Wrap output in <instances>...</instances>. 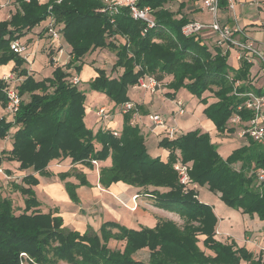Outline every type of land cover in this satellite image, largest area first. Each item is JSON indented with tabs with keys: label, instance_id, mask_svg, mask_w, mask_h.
<instances>
[{
	"label": "trees",
	"instance_id": "obj_1",
	"mask_svg": "<svg viewBox=\"0 0 264 264\" xmlns=\"http://www.w3.org/2000/svg\"><path fill=\"white\" fill-rule=\"evenodd\" d=\"M47 1L16 0V11L10 18L0 19V66L14 63L12 72L18 78L14 88L22 98L12 119L0 116V140L14 129L11 147L0 149V164L13 161L19 169L32 171L24 174L20 183L12 182L23 195L21 213H16L10 197L0 193V264H24L26 258L28 264H264L262 254L256 255L235 239L227 242L216 238L218 217L211 205L199 199L197 191L198 185L207 184L221 193L227 206L243 214H257L264 221V179L257 176V170L264 166L263 143L244 137L247 143L224 158L208 131L189 130L173 139L163 136L159 145L170 152L163 160L150 154L142 127L132 122L135 108L123 111L119 135L109 127L96 132L88 127L82 79L76 85L70 82L73 75H80L87 53L110 49L116 55L112 72L120 73L115 76L104 67L90 64L97 74L89 87L105 93L114 107L130 101L128 89L138 85L141 77L154 76L162 81L169 75L166 86L173 91L166 95L172 99L182 88L198 97L206 91L213 93L214 101L208 102L209 96L201 98L207 104L204 113L212 120L217 136H229L238 129L229 123L233 112L238 111L244 120L252 117L251 110L237 109L246 97L236 95L235 80L243 81L236 88L238 92L253 90L264 95V88L250 84L251 64L243 60L234 66L229 62L230 53L198 34L185 35L183 26L196 17L189 15L191 7L184 10V1L175 8L178 0H139L141 6L154 9L156 25L151 28L143 20L132 18L126 7L114 15L102 11L101 0ZM50 14L63 25V41L71 46V57L66 69L62 63L55 66L51 76L39 78L29 73L27 59L11 48V41L25 36ZM50 61L54 63L53 56ZM9 83L0 77L3 108L8 104ZM68 157L73 164L82 163L91 169L93 160L110 158L111 164L99 170L103 188L117 182L132 185L138 188L136 195H150L158 207L186 219L185 227L173 220L138 228L107 220L99 231L89 223L83 233L64 226L57 207L39 209L41 201L33 187L39 184L35 172L51 177L50 162ZM178 160L191 163L188 172L193 183L186 188L174 168ZM57 175L65 182L70 199L79 205L78 187L92 186L87 174L73 167ZM72 176L78 183L68 180ZM199 235H205L203 245L213 254L201 248ZM112 239L123 241L122 249L111 248ZM143 248L150 250L149 259H136L134 253Z\"/></svg>",
	"mask_w": 264,
	"mask_h": 264
},
{
	"label": "crops",
	"instance_id": "obj_2",
	"mask_svg": "<svg viewBox=\"0 0 264 264\" xmlns=\"http://www.w3.org/2000/svg\"><path fill=\"white\" fill-rule=\"evenodd\" d=\"M196 4L198 5V8H201L202 0H197ZM243 7H248L251 10L253 9V13H252L251 18L249 14H247L246 17H242V18L238 17L239 24L242 27H244L246 33L249 36H251V38L255 39L258 43L264 45V33L260 26L261 22L264 20V0H261L259 6L249 5V4H245V5L239 4L237 7L239 16L240 15L242 16L241 9ZM198 13H201L200 10L198 11ZM224 16H225L224 18L222 17V21H225L228 19L227 12L226 14H224ZM8 18L9 17L0 16V19H8ZM38 28L40 29L41 26L39 27V25H37L36 29ZM21 39L22 41H27V42L31 40V46L29 45V52L31 53V56H30L31 60L30 62L28 61V63L26 64V67L28 68L29 73H32L36 77L44 78V77H48L52 75V72L55 69V66L57 65H55L56 63L52 64L51 62L49 64L48 60L50 57L53 56V58L57 60L58 57L62 59L63 58L62 55H64V60L61 62V64L67 60V55L65 57V54L59 53L58 51H56V49L53 48V46H51V41L49 40V38L46 37V35L42 38H38V36L34 37V35L30 33L29 35L26 34L25 36L21 37ZM53 49L54 51L52 52ZM70 49H71V46H70ZM50 52L52 53L51 55H49ZM38 53H42V56L44 54L46 55V57L45 58L42 57L40 60H37ZM233 58H234V61L232 65L238 66L239 62L235 59V57ZM13 66H14L13 62H10L7 65H1L0 66V77L4 76L5 74L11 73ZM96 74L97 73L94 67L86 62L83 65V69L80 73V77L82 81L87 82L89 85V81L93 77H95ZM170 80H171V76L169 75L166 76L162 81H160L159 85L156 87L154 91H152L151 89L142 88L138 85H134L133 89L138 88L140 89V91L135 97L130 99V101H132L135 104V109H136V113L133 116L132 122L137 123L142 127V132L146 135V144H147V148L150 154L154 157L160 156L163 160H167L169 153H170L168 149L161 147L159 145V142L163 138L165 133L163 132V128L161 126L155 125L150 120L149 116L150 114L161 112L160 110L162 109L165 111L170 109L168 105L162 103L161 98L158 99L156 97V95L163 97L162 95H164L166 92L173 91L166 86ZM161 83H163V85H161ZM86 95H87V98H86L85 121L87 120L89 115H95L97 119L96 110L100 106H106L107 108H111L112 106V109L109 110L110 111V119H109L110 122L106 123V122L100 121L101 124L98 123L100 127L97 124L96 127L93 129L94 132H96L99 128H103V127H109V128L121 131L123 127L122 107L120 106L114 107V103L109 98H107L106 102H104L103 104H100V106L92 108L91 105L89 104L92 102L93 97L95 98L99 95V91L92 90L90 92V95L87 92H86ZM178 99L183 100L185 104V108H186V103L183 97L180 95H177L175 99H170L171 101L170 103L173 106L172 107L173 110L175 107L177 109L176 101ZM211 100L214 101L215 98H210V101ZM186 111H187V108H186ZM177 115H178L177 111L174 112V116H177ZM178 116H180V114ZM203 117H207V116H203ZM172 124L178 127V123L175 124V120L172 122ZM204 126H205L204 130L212 131L211 130L212 128L215 130V126L212 120H210L208 117H207V120ZM13 132H14V129H13ZM182 133H185V132H182ZM212 140L219 144L218 150L224 158H226L229 154H231V152L234 149L239 148L240 146L247 143V139L240 137L237 134V130L232 135L216 136V138H212ZM0 142L2 143V146L0 149H3V148L8 149L11 147V145L10 147L9 146L7 147V145H5V139L0 140ZM99 162L103 163L102 161H99ZM77 164L78 163L73 164L72 159L69 157L62 159V160L54 159L50 162L48 169L51 170L54 174H58L61 171L69 170L70 167L72 166L78 168ZM110 164H111V159L109 158V163L106 165H110ZM17 166H19L18 163H17ZM102 166H105V165L103 164ZM99 170L97 173L92 174L93 178L90 177L89 173L86 170H82V171H84L87 174L88 179L92 183V186H91L92 188H93L94 183L99 185V188L97 187L98 189H96V192L94 193V196L92 197V200L94 199L95 203L97 204L99 208L100 213L105 212L107 220L117 221V222H120L132 228H138L141 225L153 227L157 223L156 218L151 216V214L148 211L144 213L143 210L139 207L137 200H133V196L137 194L138 188L132 185L123 183V182L113 183L108 189L103 188L99 183ZM34 174L39 179V184L33 187L36 191L38 199L41 201V205L39 206V208L45 204V201H47L51 203L54 208L57 207L59 209V213L57 214L64 215V213L66 212V209H63L61 205H59L60 202L69 203L71 205L73 203L68 195V192L66 191L65 184L60 179H58V181L57 180L43 181V178H48V176H41L39 172H37V174L35 172ZM71 181L78 183V179L76 178L72 179ZM82 187L83 186H80L77 189L80 195L81 201L83 200V196L80 194ZM107 195L109 197H107ZM105 196L108 199H105L104 198ZM50 209L51 208H49L48 210L42 209V211H49ZM67 212H69L68 213L69 215L71 213L73 217H76L78 215L75 212V210L73 211L69 210ZM246 215H248L249 218L243 217L242 221L238 224L231 223L230 221H225L223 220V218L222 219L218 218L217 231H220L222 227L223 229L221 231L224 236H229V237L234 238L239 243L240 246L245 245L249 250L253 251L256 255L262 254L263 260H264V221L260 220L257 214H254L253 216H250L249 214H246ZM251 218H254V219H251ZM107 220H104V221H107ZM88 224L89 222H87V225ZM248 231H250V233H248Z\"/></svg>",
	"mask_w": 264,
	"mask_h": 264
},
{
	"label": "built area",
	"instance_id": "obj_3",
	"mask_svg": "<svg viewBox=\"0 0 264 264\" xmlns=\"http://www.w3.org/2000/svg\"><path fill=\"white\" fill-rule=\"evenodd\" d=\"M38 1L43 2L44 0ZM60 1L61 0H57V2ZM101 1L104 4L102 11H106L110 15H114L118 13L122 7H126L132 18L143 20L148 28L156 25L154 9L148 5L141 6L139 0ZM14 2H16V0H0V8H6ZM260 2L261 0H202V6L199 10L201 14H210L211 20L193 19L183 26L182 31L187 36L193 34L200 35L207 42L220 47L223 52H228L233 55L239 63L243 60L250 63V84L254 87L264 88V45L258 43L246 33L244 27L238 22L237 13V7L239 4L259 6ZM222 4L225 7L222 8ZM221 9H224L227 12L228 19L225 21H222L220 17ZM10 16L11 9L10 14L7 17L10 18ZM111 21H114V17H112ZM39 26H41V30L45 32V35L49 37L51 46H53L54 49L59 53L66 54L67 57L70 56L68 51H65L63 44V25L58 24L54 15L50 14L47 19L39 24ZM260 26L264 33V20L261 22ZM144 32L145 30L143 33ZM11 48L30 62L31 53L29 52V43L27 41H22L21 38L14 39L11 41ZM66 63L67 61L63 62V65ZM2 78L11 83L14 82L16 75L11 72L5 74ZM230 79L233 80L232 77H230ZM16 80L18 79L16 78ZM70 82L75 85L79 84L81 82L80 75H73ZM10 83L6 89V94L8 96V104L6 108L13 116L18 111L22 98ZM242 83V80H235L236 95L246 97L245 101L238 105L237 109L243 110L246 108L251 110L252 117L248 120H244L241 114L236 111L231 115L229 123L239 129L238 135L240 137H251L255 141L264 144V95H258L253 90L238 92L236 88L240 87ZM138 85L142 88L154 91L159 85V81L154 76H149L147 79L141 77ZM176 104L178 107V113L180 115L184 114L186 108L183 100L178 99ZM133 108H135V104L132 101H127L123 104L122 110L127 111ZM96 112L100 121L107 122V120L110 119V111L106 106H100ZM149 117L155 125L163 128V132L168 138H176L180 133L178 127L171 125L159 113L150 114ZM113 133L114 135H119V132L116 129H114ZM93 162L96 164L98 163L97 160H93ZM174 168L178 171L180 182L185 185V188L193 183L188 172L190 163H183L178 160L174 164ZM257 176L259 180L264 179V166L257 170ZM134 197L137 198L138 195H135ZM22 254L24 255V253Z\"/></svg>",
	"mask_w": 264,
	"mask_h": 264
},
{
	"label": "rangeland",
	"instance_id": "obj_4",
	"mask_svg": "<svg viewBox=\"0 0 264 264\" xmlns=\"http://www.w3.org/2000/svg\"><path fill=\"white\" fill-rule=\"evenodd\" d=\"M46 0H44L45 2ZM181 1L185 2V6H184V10H186V8L191 7V11L189 12V15L191 17H196V19L199 20H211V15L208 13L205 14H201L198 13L199 9L198 5L196 4L197 0H191V1H185V0H178L177 2H175L173 4V6H175V8L178 7L179 3ZM201 3V2H200ZM225 7L222 4V8ZM18 8V4L16 2H14L13 4H10L8 6V8L4 9V8H0V16L2 17H7L10 14V9H11V13H14L16 11V9ZM5 12V13H3ZM237 13H238V8H237ZM241 13L242 16L238 14V17L242 18V17H246L247 14L250 15V18L252 17V13H253V9L251 10L248 7H243L241 9ZM7 14V15H5ZM224 14H226L224 9H221L220 11V17L222 19V17L224 18ZM199 17V18H197ZM37 27V26H36ZM36 27H34L31 31H29L27 34L29 35L30 33H32L35 36H38V38H42L45 36V32L43 30H41V28L36 29ZM40 27V26H39ZM47 38H49L46 35ZM50 40V39H49ZM29 45L31 46V40L28 41ZM64 47H65V51L67 50H71L70 46L68 45V43L66 41H63ZM54 51V49L52 50V52ZM57 51V50H56ZM69 52V51H68ZM70 55V53H69ZM63 58H57V60L54 59V63H56L55 65H60L61 62L64 60V55H62ZM42 57H46V55L42 53H38L37 55V60H40ZM66 57V54H65ZM85 61H87L89 64H94V65H98L101 67H104L108 73H111L112 75L117 76L121 70L118 71H113L112 72V67L113 64L116 60V55L115 52L107 49V48H98L96 50H93L89 53H87L84 56ZM70 60V56L67 57V62ZM49 64H50V58H49ZM234 58L231 55L229 57V62L231 64H233ZM30 64V63H29ZM64 68L66 69V66L63 65ZM168 76V75H166ZM17 78V77H16ZM14 80V82H11L10 84L15 87L17 85V80ZM18 79V78H17ZM160 83V81H159ZM164 83V82H163ZM163 83H161V85H163ZM139 86V85H138ZM80 88L85 90L89 95L90 92L92 91L91 88L89 87L88 83L85 81H82L80 83ZM140 91V89H133V86H130L128 89V96L130 99H132L133 97H135L138 92ZM88 95V96H89ZM180 95L183 97L185 103H186V108L187 111H185L184 114L179 115L178 113V107L176 109V107L174 108V110L172 109V105H171V101L170 99H172L171 97H169L168 95H166V93L164 95H162L163 97L156 95V97L158 99L161 98L162 103L166 104L169 106V110H160L161 112H159V114L166 119L171 125L172 122L175 120V124L178 123V129L179 131L182 132H187V131H191V130H196V129H200V130H204L205 129V122L207 120V117H203L206 116V114L204 113V108L206 107V103L201 101V98H204L206 96H209L208 102L210 101V98H213V93L211 91H206L203 93V95L201 97H198L197 94H193L192 92H190L187 88H182L180 89L178 92H176V96ZM132 96V97H131ZM165 96V97H164ZM175 96V98H176ZM91 97V96H90ZM107 98H109L105 93L103 92H99V95L97 97H93L92 102L89 104L91 105L92 108H95L97 106H100V104H103L104 102H106ZM174 98V99H175ZM212 101V100H211ZM112 109V106L111 108ZM177 111V116H174V112ZM0 116H6L8 119H12V115L8 112L7 108H3L0 104ZM110 120H108L106 123H109ZM100 123L99 117L95 115H89L87 120H86V124L88 127L94 129L96 127V125ZM101 124V123H100ZM99 126V124H98ZM100 127V126H99ZM212 131H208V130H204V131H208L212 138H216V131L212 128ZM12 132L13 130L11 129L9 135L5 138V145H7V147L11 145L10 140L12 139ZM220 142V141H219ZM2 146V143L0 142V148ZM179 154V152H178ZM180 155V154H179ZM103 163H94V167L91 169L85 165H82V163H78L77 166L79 168V170H86L90 177H92V174L97 173L98 170L100 169V167L104 164H108L109 163V158L106 161H102ZM73 168L70 167V169ZM28 172H32L31 170H26L23 171L21 169H19V166H17V163L12 162V161H5L4 163L0 164V193L3 196H8L13 200L14 206H15V211L17 214L21 213L23 208H24V200H23V195L19 192L16 191L13 186H12V182H18L20 183L22 180V177L24 176V174L28 173ZM37 174V172H36ZM44 176V175H41ZM59 176L57 174H54L51 177L48 178H43V181L48 180V181H54L57 180L58 181ZM75 179L74 176L69 177L68 180H72ZM61 180V179H60ZM62 181V180H61ZM64 184L65 182L62 181ZM95 187V188H94ZM99 188V185L94 183L93 188L90 186H83L81 188L80 194L83 196V200L81 201V203L76 206L77 204L72 203H65V202H60L59 205H61V207L63 209H66V212L64 213L63 218H64V226L69 227L73 230H79L80 232H84L88 225L87 222L91 223L93 225V227L99 231L101 224L103 223L102 221L107 220L106 219V214L105 212L100 213L99 208L97 206V204L95 203L94 199L92 200V197L94 196V193L96 192V189ZM185 187V185H184ZM101 191V190H100ZM197 191H198V197L202 202H205L209 205H211L213 207V210L215 212V214L217 215L218 218L225 220V221H230L231 223L234 224H238L242 221L243 217L245 218H249L248 215L240 213V210H236L233 209L229 206H227L223 200L220 198L221 193L219 192H214L211 189H209L208 185H198L197 187ZM107 197H109L107 195ZM106 196L104 197L105 199H108ZM133 200H137V203L139 205V207L143 210V212H149L151 214V216H153L154 218L158 220H173L175 221L180 227L184 228L187 220L184 219L183 217H181L177 212L172 211V210H168V209H164V208H160L156 205V201L153 197H151L150 195H146V194H139V196L137 198H135L133 196ZM136 204V203H135ZM76 206V207H74ZM137 207V206H136ZM49 208H53L51 203L45 201V204L40 207L39 209L42 210H48ZM73 211L75 210V212L78 214L76 217H73L70 213V215L68 214L69 212L67 211ZM62 214V212H61ZM69 215V216H68ZM253 216V215H250ZM152 217V218H153ZM242 217V218H241ZM254 219V218H251ZM192 224L197 225L198 222H191ZM155 226V225H154ZM223 228L221 227V230ZM217 231L216 233V238L222 240V241H227L230 242V240L234 239L232 237L229 236H224L222 231ZM113 231H117V229H113ZM248 233H250V231H248ZM205 238V235H199V245L201 246V248L203 250H205V252L207 254H213L209 249L205 248V246L203 245V239ZM124 243L123 241H117V240H110L109 242V246L111 248H121L123 247ZM24 257H28L25 253L23 255ZM136 259H142V260H148L150 257V250L148 248H143V249H139L136 253H134L133 255ZM24 264H28L27 262V258L24 261ZM59 264H66L65 262H60ZM245 264V263H244Z\"/></svg>",
	"mask_w": 264,
	"mask_h": 264
}]
</instances>
